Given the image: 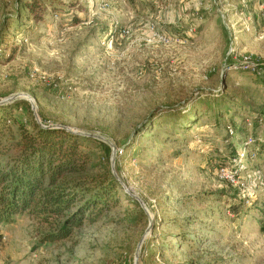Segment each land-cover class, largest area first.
<instances>
[{"label":"rangeland","instance_id":"1","mask_svg":"<svg viewBox=\"0 0 264 264\" xmlns=\"http://www.w3.org/2000/svg\"><path fill=\"white\" fill-rule=\"evenodd\" d=\"M231 1L0 0V101L27 94L43 125L108 138L122 196L149 212L122 197L52 244L23 216L0 225V264H135L144 236L138 264H264V148L244 142H264V65L228 70L235 54L264 64V0Z\"/></svg>","mask_w":264,"mask_h":264},{"label":"trees","instance_id":"2","mask_svg":"<svg viewBox=\"0 0 264 264\" xmlns=\"http://www.w3.org/2000/svg\"><path fill=\"white\" fill-rule=\"evenodd\" d=\"M214 108L217 119L224 120L227 109ZM22 112L27 116L21 118ZM195 123L188 120L180 127L189 131L187 124ZM244 123L245 128L237 127L238 134L249 129L248 122ZM157 125L153 121L148 129ZM45 126L36 120L27 101L0 105V225L13 224L23 216L35 217L53 228L41 239L52 244L69 239L74 229L86 223L98 222L121 204L122 197L135 206L139 217H147L134 198L122 196L110 164L99 156L98 149L105 143ZM253 141L252 145L264 148L257 137Z\"/></svg>","mask_w":264,"mask_h":264},{"label":"water","instance_id":"3","mask_svg":"<svg viewBox=\"0 0 264 264\" xmlns=\"http://www.w3.org/2000/svg\"><path fill=\"white\" fill-rule=\"evenodd\" d=\"M25 99L27 100L31 106H32V110L35 114V117H36V120L44 127H47L45 125H43L39 119V115L37 113V108H36V105H35V102L33 100V98L27 94H18V95H13L3 101H0V105L2 104H8V103H11V102H14L18 99ZM54 128H63V129H66L67 131L69 132H72V133H75V134H79V135H82V136H86V137H91V138H94V139H97V140H102L108 144H110V146L112 147L113 149V154H112V158H111V165H112V171H113V174L115 175V177L117 178V180L121 183L122 181L119 179V177L117 176V174L115 173V158H116V149L114 147V144L106 137L100 135V134H94V133H88V132H80V131H76V130H73L69 127H66V126H52ZM133 197L139 202V204L141 205V207L144 209V211L149 215V212L147 210V207L145 205V203L143 202V200L135 195H133ZM150 225H151V221H150ZM150 227V226H149ZM150 229V228H149ZM144 240H145V236L140 240L139 244H138V247H137V251H136V256H135V264H138V261H139V258H140V253H141V249H142V245L144 243Z\"/></svg>","mask_w":264,"mask_h":264},{"label":"built area","instance_id":"4","mask_svg":"<svg viewBox=\"0 0 264 264\" xmlns=\"http://www.w3.org/2000/svg\"><path fill=\"white\" fill-rule=\"evenodd\" d=\"M262 19L264 22V10L262 13ZM250 22H252V24L254 23L253 19L247 18L244 21V27L246 30H250ZM232 24V23H231ZM232 28L234 29V26L232 24ZM235 52V50L231 49V54L233 55V53ZM264 64L261 63L260 59L250 55V54H235L232 57V60L230 61V66L228 67V70L231 71H241V72H247V73H253L255 75L260 74L261 71V66H263ZM230 132L233 135V130L230 128ZM254 141L253 139H251L250 141L245 143L246 147H249L251 144H253ZM244 157V154H241V158ZM221 175L222 178L224 179H233V174H231V172L227 169H222L221 170Z\"/></svg>","mask_w":264,"mask_h":264},{"label":"crops","instance_id":"5","mask_svg":"<svg viewBox=\"0 0 264 264\" xmlns=\"http://www.w3.org/2000/svg\"><path fill=\"white\" fill-rule=\"evenodd\" d=\"M226 3H227V5H229V6H232L233 5V3H232V1L231 0H226ZM202 4V3H201ZM225 4V3H224ZM227 5H223V3H221L220 4V7L223 9V10H220V9H218L217 8V11H220V12H222V11H228V10H230V9H227V8H225V7H227ZM225 9V10H224Z\"/></svg>","mask_w":264,"mask_h":264}]
</instances>
